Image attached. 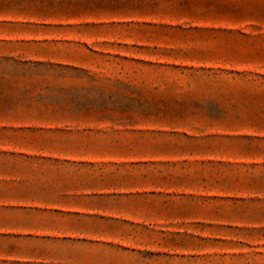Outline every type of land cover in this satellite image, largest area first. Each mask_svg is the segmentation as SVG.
Wrapping results in <instances>:
<instances>
[{"label":"rangeland","instance_id":"obj_1","mask_svg":"<svg viewBox=\"0 0 264 264\" xmlns=\"http://www.w3.org/2000/svg\"><path fill=\"white\" fill-rule=\"evenodd\" d=\"M0 264H264V0H0Z\"/></svg>","mask_w":264,"mask_h":264}]
</instances>
